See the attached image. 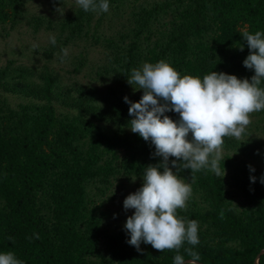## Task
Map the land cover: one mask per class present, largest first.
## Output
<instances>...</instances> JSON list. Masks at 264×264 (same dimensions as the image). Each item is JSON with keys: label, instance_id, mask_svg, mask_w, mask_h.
I'll return each instance as SVG.
<instances>
[{"label": "trees", "instance_id": "obj_1", "mask_svg": "<svg viewBox=\"0 0 264 264\" xmlns=\"http://www.w3.org/2000/svg\"><path fill=\"white\" fill-rule=\"evenodd\" d=\"M132 17L130 27L105 41L126 79L132 69L160 60L181 76L254 75L242 64L249 54L242 33L264 32V0H143ZM23 21L34 30L57 29L59 45L42 51L51 58L86 34L90 17L78 8L55 23L29 13L22 0H0V23L13 28ZM84 62L79 59L75 71ZM0 91L26 99L11 105L0 95V251L13 252L23 264H173L174 249L141 243L137 251L124 231L107 232L88 191L95 181L106 183L121 171L141 177L146 166L162 162L150 141L130 130L133 117L122 93L111 91L103 106L95 87L73 82L63 88L48 66L12 61L0 65ZM231 148L243 156L230 182L210 170L178 173L197 194L177 209L178 217L198 222L199 244L179 250L186 260L191 249L198 264H264V184L250 181L255 171L249 167L263 151L225 137L220 149ZM230 159L225 152L221 172Z\"/></svg>", "mask_w": 264, "mask_h": 264}, {"label": "clouds", "instance_id": "obj_2", "mask_svg": "<svg viewBox=\"0 0 264 264\" xmlns=\"http://www.w3.org/2000/svg\"><path fill=\"white\" fill-rule=\"evenodd\" d=\"M75 3L83 11L97 14L107 13L110 8V0H75ZM242 38L249 49L242 64L254 71L251 80L217 71L202 78L181 76L164 60L155 64L145 62L131 70L127 82L138 85L134 90L142 89L143 95L138 102L123 98L133 117L129 128L150 141L155 149L153 155L162 158L161 163L144 168L142 186L123 201L125 211L134 210L123 229L128 237L126 242L137 251H142L140 245L144 243L161 252L176 250L173 264H198L200 260L191 249H185L191 259L179 254L185 243L198 245L199 237L197 221L177 216V209L186 207L191 194V185L178 173L181 169L193 173L210 170L216 178H223L226 170L220 169V148L224 138H240L251 122L249 114L264 110V87H260L264 82V32L245 31ZM49 42L53 46L57 43L54 36L49 37ZM61 52L63 62L68 50ZM167 112L177 113L179 118L173 120ZM250 181L255 183L256 177L250 176ZM259 182L264 184V174ZM0 264H23V261L13 252L0 251Z\"/></svg>", "mask_w": 264, "mask_h": 264}, {"label": "rangeland", "instance_id": "obj_3", "mask_svg": "<svg viewBox=\"0 0 264 264\" xmlns=\"http://www.w3.org/2000/svg\"><path fill=\"white\" fill-rule=\"evenodd\" d=\"M22 1L29 13L40 14L55 23L60 22L68 13L80 8L75 0ZM142 2L143 0H110V8L107 13L97 14L89 11L90 21L84 30L86 34L82 32L81 36L62 46L61 49L66 48L68 50V55L64 57L63 62L60 60L62 55L60 50L55 49L51 58H46L42 54L43 49L50 44L49 37H55L58 34L57 29L40 28L34 30L25 21L13 28H10L8 23H0V65H4L8 61H12L14 65L23 64L38 69L46 65L58 75L60 86L63 88L73 84V82L84 87H95L98 94L94 96L97 98V103L103 106L106 105L103 99L110 96L111 91L122 93L124 97L127 96L129 99L139 101L143 95V90H134L138 85H130L127 82L128 79L123 77V70L119 65L116 62L111 63V49L107 47L105 41L108 37L115 36L118 31H125V28L131 26L132 14L137 10L138 4ZM58 8L60 11H57ZM82 57H85V62L78 71H75L74 67ZM111 67H113V71H111ZM104 68L107 71L103 73ZM0 95L6 97L11 105L26 100L24 97L13 96L4 91H0ZM249 115L250 124L241 137L236 139L240 143L254 144L263 151L262 154H259V159L250 158L251 167L255 169L253 176L259 182L261 175L264 174V114L253 112ZM225 152L226 155L234 158L230 159L229 165L225 167L224 179L226 182H230L233 172L241 165L240 158L243 154L239 148H231L228 151L220 149L221 158L224 157ZM123 154L124 151L119 156ZM169 167H171L170 162ZM173 171L175 172L174 168ZM184 182L191 185L189 181L184 180ZM141 186V177L122 171L110 176L106 183L95 181L94 184H91L88 191L94 201L92 204L98 207L99 213L103 214V228L107 232L124 231L123 225L134 210L125 211L123 201ZM229 189L231 191L232 187ZM190 196L197 198V194L192 188Z\"/></svg>", "mask_w": 264, "mask_h": 264}]
</instances>
